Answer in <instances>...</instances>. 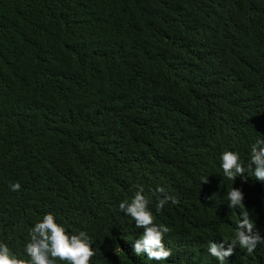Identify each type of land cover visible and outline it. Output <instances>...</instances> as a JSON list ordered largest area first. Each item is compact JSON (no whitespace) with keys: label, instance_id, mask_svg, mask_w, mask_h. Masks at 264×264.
<instances>
[{"label":"trees","instance_id":"1","mask_svg":"<svg viewBox=\"0 0 264 264\" xmlns=\"http://www.w3.org/2000/svg\"><path fill=\"white\" fill-rule=\"evenodd\" d=\"M259 136L264 0H0V243L18 258L51 213L87 233L90 264H219L207 247L234 237L232 187L264 237ZM225 150L243 176L224 177ZM136 184L167 260L134 253L144 228L119 204ZM158 186L179 202L157 211ZM225 264H264V245Z\"/></svg>","mask_w":264,"mask_h":264},{"label":"clouds","instance_id":"2","mask_svg":"<svg viewBox=\"0 0 264 264\" xmlns=\"http://www.w3.org/2000/svg\"><path fill=\"white\" fill-rule=\"evenodd\" d=\"M223 175L227 179L235 180L237 176H243L244 164L241 163L237 152L225 150L220 156ZM255 165V177L264 180V138L260 137L251 145L248 167ZM245 177V181H246ZM203 183H207V178ZM12 191L21 188L19 183H10ZM136 189L134 196L129 201L123 200L119 209L126 216L135 221L137 227L144 228L139 239L134 242L133 250L136 255L146 253L148 260L164 261L170 258L171 250L166 248L163 238L169 232L166 225H156L153 220V213L149 210V199L144 195L145 188L142 184L134 185ZM153 191L158 196L156 203L157 211L171 201L177 204L179 201L168 194L164 187L158 186ZM227 199L230 208L241 209V217L236 225V231L231 243L225 248V243H214L209 241L207 251L215 257L219 264H225L226 259L234 254L237 245L246 249L248 254L255 251L258 244L264 245V237L255 230L254 222L250 219L249 212L245 209L242 201L243 192L232 187L227 192ZM30 240L25 245V252L28 260L18 258L13 254L6 243H0V264H56V260L65 261L67 264H90L91 258L95 255L92 248V241L86 232L69 234L65 228L58 224L51 213H47L41 220H38L29 231Z\"/></svg>","mask_w":264,"mask_h":264}]
</instances>
